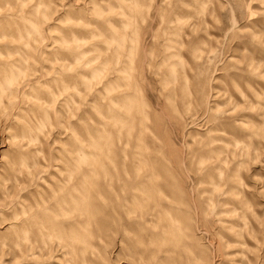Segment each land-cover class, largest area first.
I'll use <instances>...</instances> for the list:
<instances>
[{
	"label": "clouds",
	"instance_id": "9594fccd",
	"mask_svg": "<svg viewBox=\"0 0 264 264\" xmlns=\"http://www.w3.org/2000/svg\"><path fill=\"white\" fill-rule=\"evenodd\" d=\"M0 264H264V0H0Z\"/></svg>",
	"mask_w": 264,
	"mask_h": 264
}]
</instances>
